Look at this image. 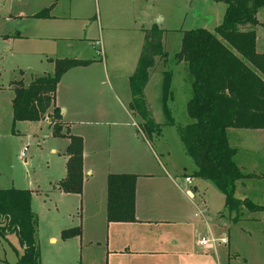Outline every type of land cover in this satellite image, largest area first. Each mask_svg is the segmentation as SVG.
<instances>
[{
  "label": "rangeland",
  "instance_id": "1",
  "mask_svg": "<svg viewBox=\"0 0 264 264\" xmlns=\"http://www.w3.org/2000/svg\"><path fill=\"white\" fill-rule=\"evenodd\" d=\"M45 9L77 17L76 21L71 22V33L79 36L85 34L89 40L75 43L70 53L76 58L104 60L107 66L118 62L116 59L120 57L122 50L128 48L129 37L132 43L135 41L136 33L127 30L134 19L145 23L150 19L164 31L163 47L168 55L160 65L172 72L167 101L169 116L161 100L162 73L158 74V79L157 76L152 77L146 101L156 123L160 125L159 133L148 137L139 119L130 111L129 113L134 122L133 132L143 145L144 159L150 163V168L161 169L162 165L166 172L180 176L184 172L183 168L186 173H190L193 167L184 153L179 136V128L192 122L186 111V101L192 95V89L187 64H178L174 68L173 56L180 48L184 31L195 28L212 31L222 22L226 5L212 0H0V34H16L19 31L21 35L28 36L0 38V189L31 191L30 207L36 215V242L40 264H81L78 245L62 243L61 238L63 230L72 229L71 219L67 217L72 203L55 195L58 193V182L65 179L67 174L63 157L69 144L66 143V138L69 140L68 130L65 131L67 126L62 125L63 128L60 129V133L67 136H56L51 125L56 119L52 120L51 114L47 117L50 124L46 120L12 119L10 83L22 80L26 85L31 78L52 74L54 60L63 58L62 54L65 52L61 41L49 42L34 38L41 33L40 27H31L35 20L18 17ZM10 14L14 18H10ZM156 16L160 18L159 23ZM114 26L118 29L112 28ZM46 52L54 54L49 53L52 60L45 59ZM120 60L121 58L119 62ZM48 62L53 64H46ZM100 80L91 85L94 92L90 96L89 107L96 115L86 117L87 120H78L71 127L72 131L83 128L86 126L85 122L90 121L98 122L93 127H99L107 133L111 120L105 115L120 113L123 105L109 97L110 88L105 77ZM172 97L173 102L170 101ZM125 108L129 110L128 103ZM119 118L120 116L114 122H125ZM228 140L229 146L236 150V165L243 174L251 175L236 182L234 196L263 206L264 130H230ZM24 146H27V151L23 159L19 157V153ZM197 183L200 182L193 180L192 186ZM205 183L209 185V189H214L212 182ZM192 186L190 191L195 195L194 201L199 203L202 187H198L195 192ZM209 193L206 190L203 196L206 201L208 198L210 200ZM223 212L220 214L219 224L223 226L222 230L229 242L218 246L220 264H264V210L249 211L243 206L237 212L229 214L230 223L226 210ZM206 219L211 221L210 217ZM195 220L199 225V236H195L194 241L198 242L201 236L208 237V233L203 228L202 219L198 217ZM51 236L56 238L55 242L49 240ZM195 247L203 250L198 245ZM89 250L93 257L99 252L96 247ZM22 252L16 234H7L1 227L0 264H15ZM206 252L211 253L210 249H206Z\"/></svg>",
  "mask_w": 264,
  "mask_h": 264
},
{
  "label": "trees",
  "instance_id": "2",
  "mask_svg": "<svg viewBox=\"0 0 264 264\" xmlns=\"http://www.w3.org/2000/svg\"><path fill=\"white\" fill-rule=\"evenodd\" d=\"M226 5L222 22L208 31L204 28L186 30L182 34L180 49L174 57L187 64L191 77L192 95L186 111L192 122L179 128L185 155L194 170L191 176L209 180L224 195L229 214L243 206L249 211H262L263 206L249 199L234 196L237 181L249 178L234 161L236 150L229 146L226 130H264V53L255 49L253 29L240 31L239 27L256 26V12L264 7V0H212ZM47 9L33 15L46 16ZM163 30L155 23L143 29V42L132 75L129 78L131 99L128 109L139 119L148 137L158 134L156 123L147 107L144 88L149 80L156 58L165 59ZM91 60L61 58L54 60L52 74L33 78L28 85L22 80L10 83L13 97L12 119L40 121L52 108L51 119H56L53 134L60 133V109L54 104L56 85L70 68L86 66ZM170 73L165 72L163 105L167 104ZM49 116V114L47 115ZM69 134V133H68ZM65 155L67 174L58 182L65 193L82 191L83 143L80 136L68 135ZM135 175L111 174L107 178V221H134ZM31 191L26 189H0V228L15 233L23 253L15 264H40L36 242V215L30 207ZM80 227L65 229L61 238L79 236Z\"/></svg>",
  "mask_w": 264,
  "mask_h": 264
},
{
  "label": "crops",
  "instance_id": "3",
  "mask_svg": "<svg viewBox=\"0 0 264 264\" xmlns=\"http://www.w3.org/2000/svg\"><path fill=\"white\" fill-rule=\"evenodd\" d=\"M37 13L39 12L18 16L19 18H29L30 21L35 20L31 27L33 29L40 27L41 33L34 38L46 39L49 42L61 41L64 44L62 48L65 50L62 54L63 58L82 59L76 58L77 56L70 53L75 43L89 40L85 34L79 36L71 33V22L76 21L77 17L71 16L69 13L64 15L49 11L46 16L36 18L33 15ZM12 17L14 18V16L10 18ZM255 17L258 21L256 26L246 24L240 26L239 30L253 29L256 35V52L264 53V7L256 12ZM62 20L67 22H61ZM156 20L159 23L160 18L157 17ZM151 24L153 22L150 19L146 23L143 20L137 22L134 19L133 24H130L127 30L136 33L135 41L132 43L129 40V35L127 36V38L129 37L128 48L122 50V54L116 59L118 62H113L107 66L104 60L83 58L82 60H91V62L86 66L68 69L56 85L54 104L60 109V126H67L65 131L68 130L69 134L80 136L83 141L81 193H65L58 189V193L55 194L72 203V209L67 212V217L71 219L72 228L79 226L81 233L79 236L62 239V243L78 245V254L81 252V264H220L218 246L221 243L214 246H203L194 241L195 236H199L197 230L199 225L195 220L198 217L202 219L204 226L202 227L208 233V237H201L222 239L224 243L229 242L222 230L223 226L219 224L220 214L224 213V210H226L230 223L224 195L213 183L214 189L211 187L209 189V185L207 186L205 183L209 180L191 176L194 166L190 173H186V169L183 168L184 172L180 176L166 172L162 165L161 169H151L150 163L144 159L143 145L136 133L133 132L134 122L129 110L127 111L125 108L131 99L129 78L135 69L140 54L143 29L148 28ZM112 28L118 29L116 26ZM11 37L28 36L21 35L19 31L16 34H0L2 39ZM46 53L44 54L45 59L47 61L52 60L53 58H50L49 55L51 52ZM51 55L54 54L51 53ZM72 55L74 57H69ZM163 60L156 58L155 65L151 69L149 80L144 88L146 101H148V88L153 76H157L158 79V74H163L161 80L162 101L164 99L165 72L170 73V84H172V72L166 71V66L160 65ZM172 62L174 68L178 64L186 63L178 61L174 56ZM50 63L52 62L46 64ZM186 69L188 71L187 66ZM102 77H105L108 82L109 97L116 99L123 105L120 107L121 114H110L111 117L105 115L111 120L107 133L101 131L99 127H93L98 125V122L92 123L90 121H86V126L83 128L75 132L72 131L71 127L78 120H87L86 117L96 115L95 111H90L89 107L90 96L94 92L91 85ZM11 87L9 86L10 90ZM170 101L173 102L174 98L172 97ZM51 113L52 108L48 110L47 115ZM47 115L41 120H46L50 124ZM118 116L125 122H114ZM230 130L242 129L228 128L226 130L227 140ZM261 130L263 129H257V131ZM68 142L69 140L66 138V143L68 144ZM52 153L54 152L52 151ZM64 155V161H66L67 156ZM111 174H127L136 177L134 221H107V178ZM185 177L190 178L189 184L185 182ZM193 180L200 183L192 186ZM191 186L195 192L198 191V187H202L203 193L199 203L194 201L195 195L190 191ZM56 187L58 188V186ZM206 190L210 192L208 195L210 200L208 198L207 201L203 197ZM206 217H210L211 221H208ZM49 240L55 242L56 238L51 236ZM195 243L203 250L197 249ZM94 247L99 248L96 257L90 255L89 249ZM206 249H210L211 253L208 254ZM85 252L87 253L85 254Z\"/></svg>",
  "mask_w": 264,
  "mask_h": 264
},
{
  "label": "built area",
  "instance_id": "4",
  "mask_svg": "<svg viewBox=\"0 0 264 264\" xmlns=\"http://www.w3.org/2000/svg\"><path fill=\"white\" fill-rule=\"evenodd\" d=\"M26 151H27V146L22 147V149L20 150V153H19V157L24 159ZM184 180L187 184L190 183L189 177H185ZM198 242H199V244H201L203 246H207V245L214 246V245L219 244V243H224V240L213 239V238L212 239H206L205 237H201Z\"/></svg>",
  "mask_w": 264,
  "mask_h": 264
}]
</instances>
